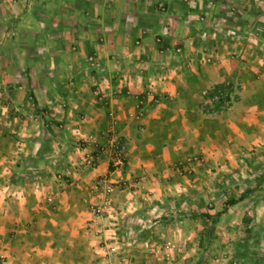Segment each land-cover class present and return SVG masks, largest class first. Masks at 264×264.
<instances>
[{
  "label": "crops",
  "instance_id": "crops-1",
  "mask_svg": "<svg viewBox=\"0 0 264 264\" xmlns=\"http://www.w3.org/2000/svg\"><path fill=\"white\" fill-rule=\"evenodd\" d=\"M19 1L10 7L0 0V22L10 14L26 16V2ZM30 1V7L37 2ZM43 1L48 14L59 19L54 28L60 36L46 38L51 66L31 70L26 87L37 106L57 108L56 93L65 107L60 122L69 166L64 172L72 183L54 195L48 182L18 180L19 195L8 198L9 204L0 199L6 206L0 230L13 223L20 264H100L81 258L99 251L103 234L93 237L98 233L93 228L118 221L116 212L94 216L88 208L92 183L109 172V161L104 153L96 170L74 171L70 160L82 155L79 144L90 150L94 142H104L101 133L113 111L126 145L122 176L140 200L174 191L181 178L177 166L188 158L198 159L189 164L194 172L240 169L264 141V55L246 46L240 21L233 19L235 35L222 20L211 22L221 12L214 9L179 6L155 17L144 1L132 10L106 0ZM98 79L107 85L102 99L91 91V81ZM215 84L238 85L236 100L226 111L205 113L203 93ZM116 90L121 94L113 96ZM153 95L165 99L151 105ZM9 149L3 148L5 157ZM32 170L37 169L7 172L23 176ZM128 195L117 193L113 208Z\"/></svg>",
  "mask_w": 264,
  "mask_h": 264
},
{
  "label": "rangeland",
  "instance_id": "rangeland-1",
  "mask_svg": "<svg viewBox=\"0 0 264 264\" xmlns=\"http://www.w3.org/2000/svg\"><path fill=\"white\" fill-rule=\"evenodd\" d=\"M14 1L20 3L6 0L5 4L11 7ZM22 1L26 2L22 10L26 16L20 19L10 14L0 22V199L7 204L8 198L19 195L18 180L32 179L38 186L48 182L57 195L66 187L56 180V174H64L69 166L63 142L65 126L60 122L65 107L55 98L56 93L52 102L57 108L37 106L26 87L31 70L51 66L45 40L53 33L60 36L54 28L59 19L48 14L43 0L32 7L30 0ZM106 1L128 10L144 1L155 17L161 14L159 4L166 9L186 6L221 11L218 18L209 20H222L231 35L237 33L232 23L240 21L246 46L256 55H264V0ZM228 11L233 13L232 19ZM9 147L5 157L3 148ZM253 149L254 155L240 169H176L181 178L174 191L148 200L128 195L118 211L112 206L118 221L100 230L93 228L98 231L93 237L103 234L99 251L83 255L81 260L100 264H264V141ZM18 168L37 170L23 176L7 172ZM115 199L116 195L113 202ZM3 206L0 204V210ZM12 225L0 230V264L21 263L20 243ZM178 231L181 236H174ZM112 244L117 247L115 254L109 252Z\"/></svg>",
  "mask_w": 264,
  "mask_h": 264
},
{
  "label": "built area",
  "instance_id": "built-area-1",
  "mask_svg": "<svg viewBox=\"0 0 264 264\" xmlns=\"http://www.w3.org/2000/svg\"><path fill=\"white\" fill-rule=\"evenodd\" d=\"M158 9L163 13L166 8L162 5H158ZM162 53V49L160 51ZM106 83L102 79H98L93 83L91 81V91L97 99H102L104 96L103 88ZM237 86L233 84H215L210 86L203 93V102L201 103V111L205 113L223 112L228 110L236 100ZM128 92L126 91V94ZM121 93L119 90L114 91L113 96H118ZM147 95L151 92H147ZM165 97L159 95H153L150 104H158ZM108 127L101 133V137L104 142H94L93 148L88 150L86 145L82 142L79 147L83 150L82 155L70 163V166L75 171L80 170H96L99 165V160L102 154H106L109 161V172L104 175H99L95 178L91 187V197L93 202L90 205L91 213L94 216H103L104 214L115 213L112 208L113 196L119 192L128 191L131 195L134 194L136 188L132 183H128L122 176V173L126 169L127 155L126 145L123 139V135L116 127V114L113 111L109 112ZM79 120H83V117H79ZM198 160L197 158H188L181 162L177 169L189 170V164ZM116 175V177H114ZM56 180L63 187L71 185L72 181L67 174L58 172L56 174ZM124 202L129 203V199ZM118 206L115 210H119ZM110 253H117V247L110 245ZM113 264H123L120 261H116Z\"/></svg>",
  "mask_w": 264,
  "mask_h": 264
},
{
  "label": "trees",
  "instance_id": "trees-1",
  "mask_svg": "<svg viewBox=\"0 0 264 264\" xmlns=\"http://www.w3.org/2000/svg\"><path fill=\"white\" fill-rule=\"evenodd\" d=\"M36 175V174H35Z\"/></svg>",
  "mask_w": 264,
  "mask_h": 264
}]
</instances>
